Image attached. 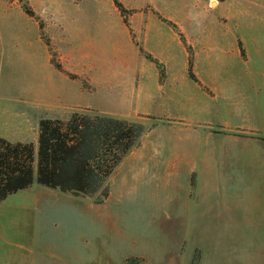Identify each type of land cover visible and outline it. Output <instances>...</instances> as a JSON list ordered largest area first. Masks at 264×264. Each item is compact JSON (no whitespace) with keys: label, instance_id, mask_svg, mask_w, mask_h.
I'll use <instances>...</instances> for the list:
<instances>
[{"label":"rangeland","instance_id":"1","mask_svg":"<svg viewBox=\"0 0 264 264\" xmlns=\"http://www.w3.org/2000/svg\"><path fill=\"white\" fill-rule=\"evenodd\" d=\"M120 1L129 9L128 22L114 0H0V101L11 100L27 85L28 61L19 48L27 49L28 43L35 48L37 78L51 76L52 101L49 106L36 105L27 139L21 141L37 147L40 119H68L78 111L136 123L138 136L132 148L139 144L149 129L143 113L158 110L156 103L149 108L143 101L148 71L156 72L157 66L160 75L164 73L163 64L151 54L172 52L174 68L188 67L184 44L159 41L146 33L143 22L152 9L164 16L157 13L158 18L177 21L186 30L192 25L187 40L195 51L205 39L214 57L208 67H245L239 37L256 53L257 61L248 64L264 68V0H220L216 7V0ZM18 5L25 12L28 5L34 15H22ZM41 37L51 50V62ZM193 63L190 59L189 68ZM81 73L88 74L93 87ZM66 88L68 95L77 89V104L90 106L66 109L71 104L64 98ZM180 143L200 145L191 140ZM121 166L91 194L64 192L35 178L30 187L1 201L0 264H122L139 253L144 258L130 257L124 264H147L146 259L158 264L157 256L167 261L177 255L178 247L170 244V238L180 234L186 245L195 246L188 264H264V205L259 189L213 187L204 199L194 200L199 190L193 192L188 167L148 173ZM106 189L109 194L104 197ZM195 201L201 212L195 229L207 230L206 235L188 234ZM204 212L210 217L205 218ZM178 225L181 228L174 235Z\"/></svg>","mask_w":264,"mask_h":264},{"label":"crops","instance_id":"2","mask_svg":"<svg viewBox=\"0 0 264 264\" xmlns=\"http://www.w3.org/2000/svg\"><path fill=\"white\" fill-rule=\"evenodd\" d=\"M216 1L215 7L220 0ZM16 9L22 15L30 17L19 5ZM157 13L159 12L155 9L150 10V14L144 13L146 33L152 34L159 41L171 39L184 44L187 48L188 67L174 68L172 60L176 56L172 52L162 53V56L151 54L163 64L164 73L161 76L157 66L156 72L148 71V85L143 101L149 108L156 103L157 114H152L150 110L143 113V118L149 124L148 132L123 157L121 167L146 170L148 173L163 170L172 173L178 167H188L193 192L194 188L199 190L194 197L190 194L194 200L204 199V194L213 187L226 186L259 189L260 195L262 194L259 201L264 205V68L254 66V63L248 64L254 59L257 61L256 53L249 50L246 40L237 37L240 55L247 65L236 69L208 67L214 57L205 39L203 45L195 48V51L191 39L187 40L192 25L189 24V30H186L185 25L166 17L158 18ZM151 16L159 20H149ZM41 40L47 47L51 62V50L42 37ZM19 51H22L21 56L28 61L27 85L17 91L15 97L11 96V100L0 101V138L12 142L27 139L25 132L31 119H34L36 105L43 103L49 106L52 101L51 76L37 78L36 75L34 46L28 43L27 49L20 47ZM262 57L264 59V55ZM190 59L194 61L192 69L189 68ZM151 62L156 64L153 60ZM81 75H85L93 87L94 81L88 74ZM149 79L155 80L154 83H149ZM83 90L82 84L81 92ZM63 91L67 94L69 89ZM70 91L72 94L64 97L71 100L66 109L90 106L77 104V89H74L75 94L73 89ZM5 116L7 122L3 125ZM184 140L199 141L200 145L196 147L180 143ZM195 204L196 208L189 213V218H193L194 222L188 234L206 235L207 230L204 228V233L195 229L197 219L201 217L196 201ZM210 215L206 212L203 214L205 218ZM175 216L184 215L175 212ZM178 228L181 227L178 225L173 230L174 235ZM170 239V244L174 248L178 247L174 252L177 255L167 261L157 256L160 262L158 264H188L186 260L195 246L185 244L184 234L174 236L175 240L173 236ZM130 257L144 258V254H133L123 259L122 264ZM146 261L147 264H155L147 259Z\"/></svg>","mask_w":264,"mask_h":264},{"label":"trees","instance_id":"3","mask_svg":"<svg viewBox=\"0 0 264 264\" xmlns=\"http://www.w3.org/2000/svg\"><path fill=\"white\" fill-rule=\"evenodd\" d=\"M114 2L128 22L129 9ZM24 8L34 15L28 5ZM137 132L136 123L127 119L75 111L68 119H40L37 147L32 141L0 138V202L30 187L35 178L64 192L94 193L135 145ZM108 194L106 189L104 197Z\"/></svg>","mask_w":264,"mask_h":264}]
</instances>
